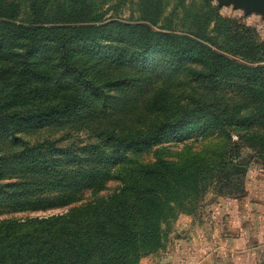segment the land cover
Returning <instances> with one entry per match:
<instances>
[{"label": "trees", "instance_id": "trees-1", "mask_svg": "<svg viewBox=\"0 0 264 264\" xmlns=\"http://www.w3.org/2000/svg\"><path fill=\"white\" fill-rule=\"evenodd\" d=\"M162 1L142 0L141 16L126 22L105 18L93 0H0V210L60 208L81 189L97 192L107 179L120 184L64 214L0 221V264H138L163 247L162 226L188 214L211 183L220 192L242 190V149L264 163V42L256 28L222 18L207 3L190 10L186 29L155 32ZM152 54L158 57L146 62ZM166 56L172 66L184 61L183 82L205 85L204 93L180 102L159 86L128 116L137 120L131 128L119 123L98 133L107 151L75 159L55 141L22 137L87 102L108 101L111 90L144 86L153 70H166ZM231 81L241 83L236 93L250 112L221 99L223 86L237 87ZM165 136L204 144L184 146L175 161L164 160L163 149L150 164L118 155ZM62 161L86 167L50 171ZM11 170L28 175L3 182Z\"/></svg>", "mask_w": 264, "mask_h": 264}, {"label": "rangeland", "instance_id": "rangeland-1", "mask_svg": "<svg viewBox=\"0 0 264 264\" xmlns=\"http://www.w3.org/2000/svg\"><path fill=\"white\" fill-rule=\"evenodd\" d=\"M93 3L98 11L105 13V18L115 16L119 20L126 22L137 20L141 16L143 8L142 0H93ZM207 3L210 6H217L222 18L240 20L242 24L255 27L259 42H264V20L261 16L256 14L245 15L243 10L235 9L233 5L219 6L217 0H163L160 9L161 15L157 19V27L151 29L155 32L166 33V27L169 26L174 31L180 32V30L187 28V23L185 22L191 17L190 10L193 7H199L200 10L204 11ZM151 13H153L152 10ZM159 29H163V31ZM149 56L150 58L145 61L150 63L158 57L155 54ZM169 61L166 56V70L162 69V67L153 70V74H149L151 82L144 81L142 83L145 84L144 86L139 84L125 92L111 90L108 92L110 97L108 101H95V106L92 104L93 101L87 102L83 106H79L76 112L68 118H63L58 123L45 126L42 129L25 132L22 137L31 144L45 140L55 141L58 148L64 149L66 156L70 154L75 159H84L95 150L107 151V147L102 143V137L98 133L107 129V127L118 130L119 123H121V126L125 124L126 128H131L132 124L136 123L137 120L135 117L130 118L128 116L133 112L138 114L141 111V105L152 96V93L159 86L177 92L180 102H184V99L191 94L198 98L204 93L205 85L190 81L183 82L186 80V75L182 69L185 65L184 61H177L173 66L170 65ZM231 83L235 82L231 81ZM235 84H237L236 88L231 87L229 84L223 86L224 90L220 91L221 99L230 106L241 108L242 113H248L252 107L244 101L241 93L239 95L236 93L241 83ZM259 129L257 130L259 131ZM194 140L190 139L176 143L170 137L165 136L154 145L138 149L120 150L118 155L131 157L140 163L150 164L154 162L155 151L163 149V159L175 161L184 146H191L192 151L201 149L204 143L200 138L196 141ZM233 141H236V138H233ZM236 162L244 165L246 170L242 177V190L239 192L234 190L232 192H229V190L220 192L219 187L215 185L216 183H211L210 186L206 187L202 199L195 204L188 214H179L169 225L164 224L162 226L165 234L163 247L141 258L138 264H212V259L216 260L215 254L210 257L206 256L211 249L208 246H204L205 244L202 247L196 246L192 237L189 236L191 232L192 236L196 233V238H199V234L197 235L199 229L196 226H199L200 222L207 226L206 229L211 219L214 224L217 219H220V222L225 224L228 217L226 215L227 212H231L233 207L243 210L246 203L248 207L256 208V214L264 218V163L258 160L255 153L250 149H242ZM76 167L82 168L86 167V165L85 163L62 161L57 167H52L50 171L57 172ZM100 167L102 170H107V172L113 170L110 166ZM11 171L14 173L8 174L6 172L3 175L11 179L3 182H18L16 177L28 175L24 174L23 171L20 173L21 170ZM45 177L47 178L48 176ZM119 188V182L107 179L102 183V189L97 192L91 189H81L75 195L74 202L67 206L32 212H5L0 210V221L7 219L23 220L34 217L46 218L52 215L64 214L71 208L80 207L111 195L113 192L118 191ZM180 218L187 220L186 222L183 221L184 223L181 226L189 224V230L185 229L186 226L182 227L184 232L179 230L178 221Z\"/></svg>", "mask_w": 264, "mask_h": 264}, {"label": "crops", "instance_id": "crops-1", "mask_svg": "<svg viewBox=\"0 0 264 264\" xmlns=\"http://www.w3.org/2000/svg\"><path fill=\"white\" fill-rule=\"evenodd\" d=\"M245 205L243 210L233 207L231 212H227L225 224L220 219L214 224L211 219L207 230V226L200 222V227L196 226L198 239L196 233L193 236L189 233L196 246L205 244L211 249L207 257L215 254L216 260L212 259V264H264V218L256 214V208ZM183 221L187 220L180 218L178 221L181 232L186 226H181ZM189 228L187 224L185 229Z\"/></svg>", "mask_w": 264, "mask_h": 264}, {"label": "water", "instance_id": "water-1", "mask_svg": "<svg viewBox=\"0 0 264 264\" xmlns=\"http://www.w3.org/2000/svg\"><path fill=\"white\" fill-rule=\"evenodd\" d=\"M218 5H233L235 9L243 10L245 15L256 14L264 20V0H217Z\"/></svg>", "mask_w": 264, "mask_h": 264}]
</instances>
